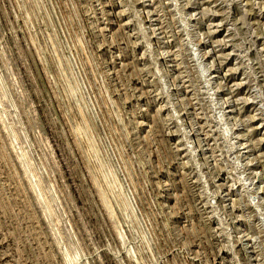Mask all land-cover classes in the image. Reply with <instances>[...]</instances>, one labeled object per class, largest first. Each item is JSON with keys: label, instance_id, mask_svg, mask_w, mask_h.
I'll list each match as a JSON object with an SVG mask.
<instances>
[{"label": "rangeland", "instance_id": "374dc122", "mask_svg": "<svg viewBox=\"0 0 264 264\" xmlns=\"http://www.w3.org/2000/svg\"><path fill=\"white\" fill-rule=\"evenodd\" d=\"M0 264H264V0H0Z\"/></svg>", "mask_w": 264, "mask_h": 264}]
</instances>
